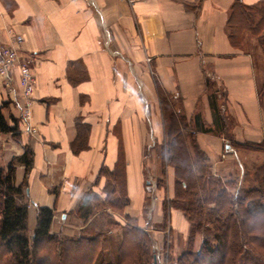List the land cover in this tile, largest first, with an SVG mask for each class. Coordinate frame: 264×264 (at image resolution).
Returning a JSON list of instances; mask_svg holds the SVG:
<instances>
[{"label": "crops", "instance_id": "0c3cea01", "mask_svg": "<svg viewBox=\"0 0 264 264\" xmlns=\"http://www.w3.org/2000/svg\"><path fill=\"white\" fill-rule=\"evenodd\" d=\"M234 1L0 0V43L9 42L8 27L21 33L20 54L30 57L35 74L29 124L21 116L18 69L12 72L14 92L0 79V112L9 125L15 118L19 129L16 136L0 132V167L31 147V226L36 206H47L54 209L51 231L73 236L69 232L82 224L76 210L107 201L109 191L112 198L124 195V214L143 227L142 209L153 188L148 179L159 176L156 168L147 170L146 147L158 152L163 141L160 94L194 128L216 176L233 174L224 167L238 159L243 148L236 144L264 140L256 46H233L225 30ZM24 176L17 164L15 183ZM166 183L172 197L171 167ZM151 204L158 214L160 200ZM170 216L172 228L185 234L182 213L172 209Z\"/></svg>", "mask_w": 264, "mask_h": 264}, {"label": "trees", "instance_id": "16d2710c", "mask_svg": "<svg viewBox=\"0 0 264 264\" xmlns=\"http://www.w3.org/2000/svg\"><path fill=\"white\" fill-rule=\"evenodd\" d=\"M225 30L229 42L242 49L246 38L254 37L264 56V0L253 4L235 0L228 11ZM257 93L264 108V82L258 86ZM159 101L164 136L158 151L161 168L156 188L165 183L166 168L171 167L173 196L162 202L163 212L167 215L172 209L179 210L188 223V248L178 255L176 264H264V160L254 165L251 174L244 170L242 178L221 179L212 173L208 157L196 143V131L186 117L176 112L174 103L161 94ZM221 120L223 123L222 117ZM0 132L18 135L16 119L9 125L0 112ZM237 145L261 150L264 140ZM17 164H22L25 172L18 185L14 180ZM32 164L33 151L26 145L22 154L14 156L5 169L0 167V264H95L98 259V264H147L152 254L151 236L145 229L130 224L123 227L117 257L106 260L103 251L109 242L107 233L118 222L105 208L98 211L104 221L98 224L95 234L71 239L51 232L53 208L36 206L35 224L29 236L26 174ZM117 173H121L118 167L111 172L114 179ZM106 200L98 204L121 201L120 209H123L127 203L124 195L115 199L109 191ZM95 212L96 208L92 211L91 207L86 208V214H93L89 223L94 220ZM126 219L129 220L127 215ZM196 237H200L197 252L192 249ZM43 243L51 247L43 249ZM88 251H94L95 256L90 254L86 258Z\"/></svg>", "mask_w": 264, "mask_h": 264}, {"label": "rangeland", "instance_id": "374dc122", "mask_svg": "<svg viewBox=\"0 0 264 264\" xmlns=\"http://www.w3.org/2000/svg\"><path fill=\"white\" fill-rule=\"evenodd\" d=\"M251 39H255L254 37H248L244 41V44L247 46V49H252V47L255 45L256 48L252 49L254 52V57L256 59V67L258 72V85H261L264 82V56L256 42H251ZM221 97V96H220ZM223 98H220V101L222 102ZM177 104V102H176ZM226 139H230L229 133L225 134ZM234 146V144L232 145ZM202 151V150H201ZM203 152V151H202ZM204 153V152H203ZM205 154V153H204ZM206 155V154H205ZM146 166L147 170L151 171L152 169L157 170V173H159V170L161 168L160 161H158V152L157 150L153 149V146L150 145L149 147H146ZM157 159V161H155ZM239 159V160H238ZM238 159H232L226 162V166L224 168H228L231 171H233V174H231V177L233 178H242L244 175V170H247L250 174L253 172L254 165H259L264 160V149L261 150H247L242 149L239 151ZM239 162V164H238ZM235 163V165H234ZM157 164V165H156ZM156 165V166H155ZM168 167L166 168V170ZM215 175V174H214ZM157 178L158 176H154L149 178L148 180L151 181L152 185V193L150 192L146 198V204L145 208L142 209V214L144 216V225L143 227H139L136 224V220L131 217H129V220L126 219V215L123 212V209H120L121 207V201L116 204H82V207L80 209H77L75 217L82 219V224H77L75 227H80L79 229L75 228L74 233L69 232V234L72 235H66L62 232H53L54 234H59L64 237L69 238H78L79 236H90L92 234H95V230H97L98 224L102 223L104 221V218L102 217L103 214L99 215L98 211L100 210H106L109 213H114L117 216V219L115 217L114 220L118 222V224L111 225L110 229L111 232L107 233L109 242L107 244V249L104 250L103 254L105 255L106 260H110L111 258L117 257L118 250L122 244V231L123 227L125 228L128 224L130 226H137L141 229H145L147 233L150 234L153 245H152V254L149 255V258L147 260V264H176V259L180 253L188 248L187 243V232L185 234H181L180 232H176L175 229L172 228L170 224V215L171 211L167 213V215L163 212L162 202L165 199L170 198L167 193V183L165 178V183L161 186V188H156L157 184ZM221 178V177H220ZM230 178V176L226 177V179ZM223 179V178H221ZM223 179V180H226ZM153 182V184H152ZM240 184V182H239ZM247 182L245 183V185ZM230 191H234L233 187H229ZM117 196V195H116ZM119 196V195H118ZM111 198V197H109ZM113 198H117L114 197ZM160 200V206L158 209V214L153 213V204H151L153 201H159ZM32 204H29V206ZM105 206V207H104ZM91 207V211L96 208L95 212V218L94 220L90 222V220L93 217V214H86V208ZM159 215V216H158ZM174 215V214H172ZM102 217V218H101ZM74 221V217L69 218V222ZM31 221V220H30ZM258 222V221H257ZM31 223H28V235L31 236L33 232V226L30 225ZM57 229L56 223L53 225ZM105 226L102 228L104 229ZM51 230V229H50ZM60 231V230H59ZM73 231V230H72ZM99 248H102V244L99 245ZM129 246V245H128ZM50 248L51 246L47 243H43V249ZM193 251L197 252L200 249V237H196L193 243L192 247ZM150 252V253H151ZM92 254L94 257V251L86 252V258ZM151 255H153L151 257ZM125 262H128L129 257L126 256ZM84 260V259H83ZM100 259L95 264H98ZM83 263V261H82ZM76 264V263H75ZM90 264V263H89ZM92 264V263H91Z\"/></svg>", "mask_w": 264, "mask_h": 264}, {"label": "built area", "instance_id": "2783aa9c", "mask_svg": "<svg viewBox=\"0 0 264 264\" xmlns=\"http://www.w3.org/2000/svg\"><path fill=\"white\" fill-rule=\"evenodd\" d=\"M9 42L0 43V79L2 86L8 93L14 92L12 72L18 69V85L23 99L21 116L22 120L29 124L31 118L32 94L35 86V74L29 56H22L19 51V44L23 40L21 33L16 32L12 27L6 29ZM150 61V57H146ZM31 132L35 129L28 126Z\"/></svg>", "mask_w": 264, "mask_h": 264}, {"label": "water", "instance_id": "95a60500", "mask_svg": "<svg viewBox=\"0 0 264 264\" xmlns=\"http://www.w3.org/2000/svg\"><path fill=\"white\" fill-rule=\"evenodd\" d=\"M226 148H230V146L229 145H226Z\"/></svg>", "mask_w": 264, "mask_h": 264}]
</instances>
